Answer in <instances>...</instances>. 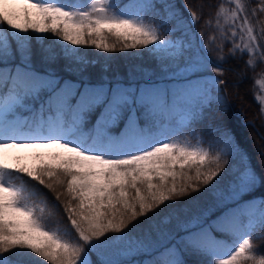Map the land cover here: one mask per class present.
<instances>
[{"label":"snow or ice","instance_id":"snow-or-ice-1","mask_svg":"<svg viewBox=\"0 0 264 264\" xmlns=\"http://www.w3.org/2000/svg\"><path fill=\"white\" fill-rule=\"evenodd\" d=\"M252 3L217 0L207 18L185 4V18L176 0H0V264H264V196L244 198L264 176L227 129L196 131L225 101L220 64L264 66V0ZM81 48H143L155 63L122 74L105 56L93 74ZM202 189L203 205L168 204ZM61 209L63 231L50 223Z\"/></svg>","mask_w":264,"mask_h":264},{"label":"trees","instance_id":"trees-1","mask_svg":"<svg viewBox=\"0 0 264 264\" xmlns=\"http://www.w3.org/2000/svg\"><path fill=\"white\" fill-rule=\"evenodd\" d=\"M120 3H129L130 0H119ZM178 7L184 13L185 18L188 17L189 13L184 9V5H189L192 10H194L197 15H200L201 10H203L204 17L207 18L209 12L211 11L210 5H214L217 0H176ZM257 0H253L252 6L256 7ZM255 19H264V16L258 14ZM256 27L259 29V25ZM194 31L197 33V36L203 33L205 38V43L210 34H212V29L205 27L203 21L200 24H197L194 28ZM29 35H34L29 33ZM47 40H40V43L45 47H51L58 53L61 51L59 47H56L57 44H62V41H58L57 38L51 34H47ZM33 51L37 53L34 57L37 64L39 63V48L37 47V42L34 40L32 42ZM80 51L85 54L86 58L94 61V65L88 69L90 73L99 74L100 65L104 62L102 57L112 56L115 59L112 61V68L119 70L122 74L124 73L125 67L129 64H144L147 66H153L155 61L147 53V49L138 48L135 50L129 51H117L114 53H103L98 52L94 48H81ZM227 52V49H225ZM143 53V55H138ZM210 58L216 63V56L214 52L208 53ZM248 57L244 56L243 59H229L226 63L220 64L225 70L222 76H218V79H223L225 84L220 85L221 92L225 98V101L220 106H213V111L210 113V119L205 121L203 125H197L196 131L200 132L206 129L208 124L219 125L222 128L227 129L233 134L237 144L247 153L252 167L256 172L264 176V156L261 155V152L264 151V139L261 136H264V118L260 116V104L255 98L256 95L262 96L263 91L260 89V86H253V77L256 73L260 72V66L256 69V73L246 69L244 67V61ZM67 63L66 60L60 59L57 61L56 67L57 71L64 73V65ZM66 74V73H64ZM216 75L215 73H211ZM243 77V79H242ZM114 132L118 133L119 129H114ZM192 130L189 129V132ZM188 135V133H184ZM192 142L195 143L193 137ZM205 146H207L205 144ZM223 175V173H222ZM219 179V177H217ZM215 183V181H213ZM211 187V185H209ZM206 191L202 189L201 192L191 193L189 196H185L182 199H177L175 201L168 202V204L180 205L186 201H191L197 197L200 198L199 203L201 205L205 204L209 197L204 196L203 192ZM51 196V193H49ZM264 196V185L256 188L249 196H245V199H250L251 197H262ZM168 204L162 205L161 208L167 210ZM161 209H156V212H160ZM155 213H149L148 216H153ZM148 217H140L137 221L134 222V225H130L129 228H133L135 225H145ZM51 225L53 227H59L61 231L67 226V220L61 214L54 216L51 220ZM70 227V226H69ZM127 231V230H126ZM109 235H117L115 233H110ZM252 236L254 237V243L262 252H264V230L259 229L258 231H253ZM218 239L225 240L229 243H232V237L222 236L217 233ZM223 256V252H221ZM94 258V257H93ZM39 260V258H36Z\"/></svg>","mask_w":264,"mask_h":264},{"label":"rangeland","instance_id":"rangeland-1","mask_svg":"<svg viewBox=\"0 0 264 264\" xmlns=\"http://www.w3.org/2000/svg\"><path fill=\"white\" fill-rule=\"evenodd\" d=\"M256 29H257V32H258L259 29H258L257 27H256ZM262 96H264V91H263ZM39 151H48V150L41 149V150H39ZM19 154H20L21 156H27V157H29V159L25 160V163H28L29 166L32 165L33 161H32V159H31V156L33 155V150H24V151H21ZM258 230H259V228L255 229L254 231H258Z\"/></svg>","mask_w":264,"mask_h":264}]
</instances>
